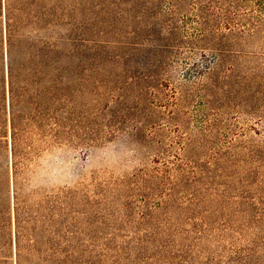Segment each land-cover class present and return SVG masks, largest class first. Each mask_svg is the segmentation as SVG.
Segmentation results:
<instances>
[{
  "label": "trees",
  "instance_id": "obj_1",
  "mask_svg": "<svg viewBox=\"0 0 264 264\" xmlns=\"http://www.w3.org/2000/svg\"><path fill=\"white\" fill-rule=\"evenodd\" d=\"M161 1L168 0H0V264H153L160 259L194 264L195 251L205 249L196 241L216 224L236 231L235 239L245 233L240 227L264 228V205H256L246 190L256 175L250 165L264 161V142L237 135L226 145L212 146L208 128L193 143L195 155L206 151L199 159L181 153H172L171 160L156 157L151 166L90 187L45 191L20 179L43 145L100 140L119 129L114 122H130L131 131L125 132L134 143L160 154L171 151L170 143L150 132L157 115L145 109L154 94L149 87L155 83L159 91L170 56L179 49L175 28L162 21ZM215 1L225 7L212 12L213 21H223L227 29L216 42L219 61L251 59L244 44L264 40V13L241 15L245 23L239 24L233 19L247 0ZM183 3L170 0L166 13ZM149 14L159 17L142 25ZM157 26L167 28L165 37ZM152 35L160 43L150 50L156 53L145 63L147 74L136 75L128 52L143 51L139 45ZM78 54L85 61H72ZM243 71L231 63L214 79L213 87L226 89L212 95L213 104L240 101L258 113L264 78L251 81ZM72 75L78 78L74 84ZM79 84L94 104L73 126L71 92ZM115 88L114 104L103 109L102 101ZM100 118L105 123L97 122ZM230 170L233 182L226 180ZM88 208L101 211L102 219L100 251L92 257L85 254L82 231L83 219L92 221L85 217ZM262 253L264 235L251 237L230 250L227 263L262 264Z\"/></svg>",
  "mask_w": 264,
  "mask_h": 264
},
{
  "label": "rangeland",
  "instance_id": "obj_2",
  "mask_svg": "<svg viewBox=\"0 0 264 264\" xmlns=\"http://www.w3.org/2000/svg\"><path fill=\"white\" fill-rule=\"evenodd\" d=\"M168 1H161L159 5L163 11L162 21L168 22L170 27L175 28L179 39V49L174 56H170L169 66L166 70V82L160 85L159 91L154 89L157 87L155 83L152 84L155 87H149L154 94L149 96V100L152 102L145 109L157 115L155 116V121L158 122L156 128H149L150 132L153 133L155 140L162 139L163 142L170 143L171 151L160 154L157 151L149 150L140 143H134L126 133L131 131L128 127L131 125L130 122L126 123V126L114 122L111 124L119 127V129L116 130L115 128L116 131L114 130L111 135L100 140L83 142L73 139L49 142L43 145L30 157L20 173V179L28 187L45 191L90 187L94 181L121 177L138 167L151 166L153 165L152 160L156 157L159 160H171L172 153L179 155L181 153L180 156H192L199 159L203 157L202 155L206 151L201 149L195 155L193 143L201 136L205 128L210 130L208 134L212 146L226 145L237 135L246 139L251 138L255 142H264V103H260L258 106V113H253L247 109L245 103L240 101H235L234 105L231 103L213 104L212 101L214 93L216 95L226 89L213 87L214 79L223 75L226 67L231 63L242 65V71L245 72L241 73L243 75L248 73L251 81L254 79H251L252 76L257 77V80L264 78V40L259 39L256 42L244 44V50L253 54L252 58L247 61H229L227 57L219 61L221 53L217 51L219 46H216V42L219 33L221 31L226 32L227 29L221 20L214 23L212 12H216L220 9L219 7L225 6L223 4L218 5L215 0L200 2L184 0L180 10L166 13L170 7V0ZM238 12L239 14H236L233 20L235 23L243 24L245 22L241 15L249 13L262 15L264 13V0H247L245 6L240 8ZM149 15V18L142 20V25L148 26L152 21H156V17H159V14ZM202 17L208 18L209 22L204 23ZM163 25L165 26V24ZM157 28H159L161 37L167 35V28L158 26ZM154 37L152 35V37L142 40L143 44L139 45V48L143 51L130 49L128 52L132 67H137L134 69H137L134 74H147L144 70L145 63L148 58L153 57L156 53L155 51L150 54V50L154 49L156 43H160L159 39ZM72 61L85 60L78 54L73 56ZM76 79L78 80L76 76L73 77L72 75L73 84ZM77 88L80 89L79 92H77ZM100 88L102 90L103 86ZM115 89L109 91L110 94L102 101L101 107L103 109L106 106L111 108L114 104L110 96L116 95L117 89ZM71 98V105L75 111L72 124L76 126L80 124L78 121L83 122V118H86L85 113L90 110L93 111V96L84 91L79 84L77 87H73ZM261 110L263 112H260ZM76 118L77 121L74 120ZM99 120L97 122L105 123L102 118ZM136 125H140V123H136ZM256 164L255 166L254 164L250 165V169L255 167L253 171L256 170V175L247 181L246 190L254 198L253 202L256 205L263 206L264 161L261 164L256 162ZM228 173L227 182L236 180L233 170ZM260 199H262V203ZM84 213L86 214L85 217L92 218V221L89 222V218H84L82 223L83 238L86 244L85 254L92 257L100 251L102 219H100L99 214L101 211L88 208L85 209ZM187 226L182 225L185 228ZM240 229H242L241 231L245 229V233L236 239V231H231L229 228L224 229L219 223L208 229L207 236L196 241L200 247H205V249L203 252L195 251L194 264H202L204 261L210 264H228V255H230V250L233 247L244 246L251 237L264 235L263 227L257 228L248 225L247 227H240ZM259 248L262 249L263 246H259ZM207 252L211 259L206 260ZM260 258L264 260V253L261 254ZM153 264L166 263L160 259L156 262L153 261Z\"/></svg>",
  "mask_w": 264,
  "mask_h": 264
}]
</instances>
